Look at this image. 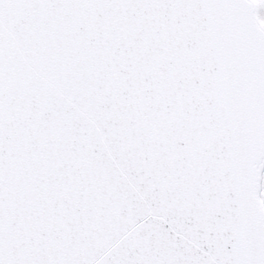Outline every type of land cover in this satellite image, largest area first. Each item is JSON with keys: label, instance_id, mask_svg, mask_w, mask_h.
I'll use <instances>...</instances> for the list:
<instances>
[{"label": "snow or ice", "instance_id": "snow-or-ice-1", "mask_svg": "<svg viewBox=\"0 0 264 264\" xmlns=\"http://www.w3.org/2000/svg\"><path fill=\"white\" fill-rule=\"evenodd\" d=\"M0 264H264V0H0Z\"/></svg>", "mask_w": 264, "mask_h": 264}]
</instances>
